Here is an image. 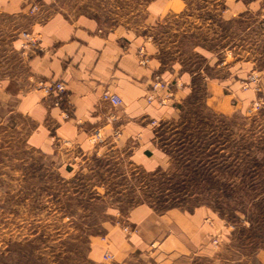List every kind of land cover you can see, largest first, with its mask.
Listing matches in <instances>:
<instances>
[{
	"label": "rangeland",
	"instance_id": "374dc122",
	"mask_svg": "<svg viewBox=\"0 0 264 264\" xmlns=\"http://www.w3.org/2000/svg\"><path fill=\"white\" fill-rule=\"evenodd\" d=\"M151 1L52 0L48 12L86 14L111 28L163 39L165 28H145ZM188 1L189 15L198 19L197 42L255 63L256 101L229 117L218 116L198 91L178 118L157 127V147L168 162L158 173L133 166L116 150L91 151L67 153L75 164L65 177L58 164L27 145L26 133L1 134L0 129V264H113L114 257L105 259L112 254L108 250L102 261L92 258V243L106 239L105 225L123 223L139 204L158 212L200 206L216 212L225 224L212 241L217 253L192 264H258L255 256L264 251V6L256 16L215 19L210 28L207 11L197 13L207 0ZM32 17L0 15V78L11 80L16 90H26L28 84L19 49L16 53L13 46L18 37L23 42V34L32 33ZM186 19L179 24L192 22ZM112 207L120 208L119 216L111 215ZM128 264L146 263L134 259Z\"/></svg>",
	"mask_w": 264,
	"mask_h": 264
},
{
	"label": "crops",
	"instance_id": "0c3cea01",
	"mask_svg": "<svg viewBox=\"0 0 264 264\" xmlns=\"http://www.w3.org/2000/svg\"><path fill=\"white\" fill-rule=\"evenodd\" d=\"M51 1L36 0L39 10L31 14L27 0H0V15L33 16L31 30L40 36L42 48L27 57L20 49L21 37L15 40L13 47L16 53L19 49L28 87L16 90L11 80L0 78V129L1 134L26 133L27 145L58 164L65 177L72 175L75 161L66 158L72 152L105 154L116 150L147 172L165 170L168 162L157 147V127L178 118L184 103L200 90L205 105L218 116L229 117L256 101L254 90L244 87L255 63L197 42L198 19L189 15L188 0L150 2L145 28L150 32L158 26L165 28L163 39L111 28L86 14L50 13ZM206 5L197 13L205 15L207 11V24L212 28L215 19L230 22L256 16L263 11L264 0H207ZM184 17L192 22L179 24ZM141 50L149 58L148 65L140 64ZM155 74L169 86L152 94ZM38 80L65 84L71 111L68 118L63 108L54 104V96L44 97L32 87ZM105 91L118 95L122 105L102 101ZM153 121L159 126H153ZM2 150L0 145V158ZM109 211L115 217L121 212L115 207ZM121 222L105 225L106 239L92 243V258L102 261L108 250L113 264L134 259L146 264H192L196 259L215 257L212 241L225 230L216 212L203 206L192 211L172 207L158 212L148 204H139ZM121 224L137 232L126 234ZM255 257L258 264H264V251Z\"/></svg>",
	"mask_w": 264,
	"mask_h": 264
},
{
	"label": "built area",
	"instance_id": "2783aa9c",
	"mask_svg": "<svg viewBox=\"0 0 264 264\" xmlns=\"http://www.w3.org/2000/svg\"><path fill=\"white\" fill-rule=\"evenodd\" d=\"M30 2L31 7H30V12L34 13L39 10V6L36 2V0H27ZM41 44V39L38 34H30V33H24L23 34V42L21 44V50L23 52L24 56L30 57L32 55H37L39 52L42 51V48L40 46ZM140 55V64L141 65H148L149 63V58L145 56V54L142 52V50L139 52ZM259 81V76L257 74H252L249 76L247 82L244 83L245 88H249L251 84L254 85V91H259L257 88V83ZM169 86L168 82H166L160 74H155L153 77V85L151 88L152 94L157 93L158 91L167 88ZM36 90L40 91L44 97H55V105L60 106L63 108L64 116L65 118H68L71 111L70 108L67 104V89L66 86L63 82L61 81H53V80H38L36 82L35 86ZM153 99V96H150L148 98L149 101ZM102 101L108 102L111 105L115 107H119L122 105V99L116 95L112 94L109 91H105L102 95ZM258 104V103H257ZM153 126H159L157 121L152 122ZM120 133L117 132L115 135H119ZM95 138L99 139L100 138V133L96 132L95 133ZM124 232L127 234L135 233L137 232V229H132L130 226H125L124 227ZM215 245H218V240L214 241ZM105 259L106 260H112L113 255L110 253L105 254Z\"/></svg>",
	"mask_w": 264,
	"mask_h": 264
}]
</instances>
